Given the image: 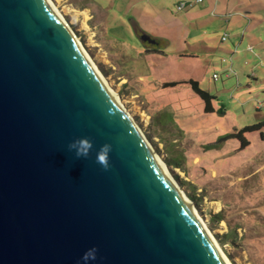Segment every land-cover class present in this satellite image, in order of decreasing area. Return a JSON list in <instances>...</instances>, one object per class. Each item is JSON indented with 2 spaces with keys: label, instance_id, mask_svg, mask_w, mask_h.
<instances>
[{
  "label": "water",
  "instance_id": "95a60500",
  "mask_svg": "<svg viewBox=\"0 0 264 264\" xmlns=\"http://www.w3.org/2000/svg\"><path fill=\"white\" fill-rule=\"evenodd\" d=\"M58 19L0 0V264H227Z\"/></svg>",
  "mask_w": 264,
  "mask_h": 264
},
{
  "label": "rangeland",
  "instance_id": "374dc122",
  "mask_svg": "<svg viewBox=\"0 0 264 264\" xmlns=\"http://www.w3.org/2000/svg\"><path fill=\"white\" fill-rule=\"evenodd\" d=\"M53 1L231 264H264V127L219 141L264 122V0ZM189 79L224 114L162 86Z\"/></svg>",
  "mask_w": 264,
  "mask_h": 264
},
{
  "label": "bare ground",
  "instance_id": "6f19581e",
  "mask_svg": "<svg viewBox=\"0 0 264 264\" xmlns=\"http://www.w3.org/2000/svg\"><path fill=\"white\" fill-rule=\"evenodd\" d=\"M48 5L52 8V10L56 13V15L59 17V21L63 24V26L65 27V29L71 34L70 36L74 39L75 43L78 45V47L81 49L82 53L86 56V58L90 61V64L94 67V70L96 71V73L98 74V76L101 78V80L104 82L105 84V88L107 89L108 92H110L113 96H115L116 100H117V104L121 107V110L123 111V113L128 117L127 119L129 120V122L132 124L133 128L137 131L139 138L148 146V147H152L145 139L144 134L142 132V130L139 128V126L137 125V123L132 119L133 117L126 111V109L124 108V106L122 105L123 101H121V99L117 96V94L114 92V90H112L109 87V83L106 81L105 77L103 76V74L98 70V68L96 67V65L94 64V62L92 61V59L90 58L89 54L87 53V51L85 50V48L83 47V45L81 44V42L79 41L77 35L74 33V31L71 29V27L68 25V23L64 20V17L62 15V13L59 11V8L53 3V0H46ZM122 107L124 109H122ZM153 148V147H152ZM154 150V149H153ZM155 160L161 164L164 167V171L167 173L168 177L171 179H174L173 177H171V175L168 172V167L165 164L164 161H162L157 155H153ZM173 186L178 188L180 194L182 195V197L184 198V200L186 202H188L189 204H191V202L188 200V198L184 195L182 188L178 185V182L175 181V179L173 180ZM194 215L195 218L198 220L197 218V212L195 211L194 208ZM200 223V222H199ZM201 227L203 228V230L206 233V236L208 237V239L213 243V245L216 248V251L218 252L219 255H221L224 260L226 261L227 264H231V262L228 260V258L225 256V254L223 253V250L220 248L219 244L216 242L215 238L213 237L212 233L208 230V228L206 227L205 224H202Z\"/></svg>",
  "mask_w": 264,
  "mask_h": 264
},
{
  "label": "trees",
  "instance_id": "16d2710c",
  "mask_svg": "<svg viewBox=\"0 0 264 264\" xmlns=\"http://www.w3.org/2000/svg\"><path fill=\"white\" fill-rule=\"evenodd\" d=\"M229 71V70H228ZM181 83H185L187 85L190 86V89L193 93L197 94L202 100H203V110L206 113L209 112H219V114H224V107L218 106L217 108H215L213 106V100L215 99V95L210 94L208 91L203 90V87H201V84L198 80L195 79H189L188 81H179V82H165L162 84L163 87H176L177 85L181 84ZM262 127H264V122H259L256 124H249L246 125L238 130H233L230 133H227L223 136H221L219 138V141H223L226 140L228 138H232L234 137L235 139H238L240 141V148L243 149L245 146H247L249 144V140L246 138V133L247 132H254V131H260L262 129ZM261 136L262 133H261ZM164 161L168 164V166L170 167H179L180 163L177 162L175 159L173 158H169V157H165ZM177 178V176H175ZM192 198L194 197L193 195L191 196ZM195 199V198H193ZM213 221V220H212Z\"/></svg>",
  "mask_w": 264,
  "mask_h": 264
},
{
  "label": "clouds",
  "instance_id": "9594fccd",
  "mask_svg": "<svg viewBox=\"0 0 264 264\" xmlns=\"http://www.w3.org/2000/svg\"><path fill=\"white\" fill-rule=\"evenodd\" d=\"M92 147L91 143L87 139H81L79 141H73L69 144V149L76 150V156L80 157L82 155H87V150ZM109 147L107 145L103 146L100 152L97 154V160L100 164L107 166V153ZM99 249L96 246H93L87 249L80 260L77 261V264H90V262L97 261V254Z\"/></svg>",
  "mask_w": 264,
  "mask_h": 264
},
{
  "label": "built area",
  "instance_id": "2783aa9c",
  "mask_svg": "<svg viewBox=\"0 0 264 264\" xmlns=\"http://www.w3.org/2000/svg\"><path fill=\"white\" fill-rule=\"evenodd\" d=\"M197 2H202V0L182 1L178 4L177 9L180 10L181 8H183L187 4L191 5L192 3H197ZM225 39H227L226 35H224L221 40L224 41ZM229 71H232L231 68L229 69ZM212 76H213V78H216L217 74L214 73Z\"/></svg>",
  "mask_w": 264,
  "mask_h": 264
},
{
  "label": "crops",
  "instance_id": "0c3cea01",
  "mask_svg": "<svg viewBox=\"0 0 264 264\" xmlns=\"http://www.w3.org/2000/svg\"><path fill=\"white\" fill-rule=\"evenodd\" d=\"M188 1V0H187ZM190 1H192V0H190ZM203 1V0H202ZM216 4L218 5V0H217V2H215L214 3V6H216ZM213 6V5H212ZM133 23L135 24V22H134V20H133ZM148 41H151V40H148ZM145 42H147V41H145ZM151 43V42H150ZM167 43H168V41H167ZM237 43H235L234 44V47H233V49H230L229 51L231 52V54H234V53H236V55H237V52L239 51L238 50V48H237ZM240 45V44H239ZM251 47V46H250ZM252 48V47H251ZM252 50V49H251ZM185 84V83H184ZM187 85V84H186ZM178 86H180V84L179 85H177L176 87H178ZM187 86H189V85H187ZM190 88V87H189Z\"/></svg>",
  "mask_w": 264,
  "mask_h": 264
}]
</instances>
